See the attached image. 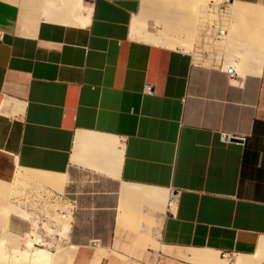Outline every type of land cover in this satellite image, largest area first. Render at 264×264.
Here are the masks:
<instances>
[{"label":"crops","instance_id":"obj_1","mask_svg":"<svg viewBox=\"0 0 264 264\" xmlns=\"http://www.w3.org/2000/svg\"><path fill=\"white\" fill-rule=\"evenodd\" d=\"M230 1L222 69L141 0H0V182L71 202L74 264H264V0Z\"/></svg>","mask_w":264,"mask_h":264},{"label":"rangeland","instance_id":"obj_2","mask_svg":"<svg viewBox=\"0 0 264 264\" xmlns=\"http://www.w3.org/2000/svg\"><path fill=\"white\" fill-rule=\"evenodd\" d=\"M142 3L143 0H141L140 9L136 18L141 19L142 17ZM230 3V0H208L205 5L204 20L201 23L198 22L199 24H195L193 27V34L191 32L187 33L183 31H166L165 27L162 24L157 23L152 17H146L145 19L146 30L156 34L159 38L166 35L169 38V41H171V44H167V42L164 43L160 39L158 44L184 50L193 54L196 61H200L208 66L212 65L220 67L221 61L223 64L224 55L227 54L229 50L227 47V33L229 27H231L230 23L232 20L228 13ZM136 18H134V20ZM253 26H257V28L260 27L262 31L264 29V26L259 23L254 24ZM133 27L134 30H139L138 33L141 36L146 34L144 27H139L138 25H133ZM221 29L224 30L222 38L214 44L213 41L210 40L211 33L213 34ZM206 32L210 34L207 35ZM204 36L208 37L206 42L203 41ZM137 37H139V39H144L140 36ZM182 40L187 44L189 43V47L177 44V42ZM242 49L243 48H240V50ZM198 50H201L202 52ZM239 60L243 59L239 57ZM227 63L228 61L225 62V64ZM223 66L226 68V65L223 64ZM20 169L21 168H15L9 179L2 178V180L7 181L5 185L10 187L12 193H16L17 195L14 194L13 196V194H10L9 197L7 196L3 200L7 206L9 205L7 210H4L3 206L0 207V239L3 240V245H7L8 243L11 248H14L15 245L14 249L20 252L25 251L27 254L26 257L29 261L34 257V248L46 250L48 253L46 259L50 261L40 259V262L41 260L43 261L40 264H74V256L71 249L68 248L69 242L67 239L72 221L71 212L73 207L71 202L66 198L61 199L62 195L60 193L55 194V192L46 184L39 183L36 180L30 181L27 176L22 177L19 176V174H17V177L15 178V174ZM33 239L35 240L31 242L30 246L26 245V241ZM172 249L187 250L183 248ZM214 253L220 258L229 260L235 256L231 254ZM17 254L18 253L11 252L10 257H16L15 259L19 257L18 259L20 261L21 256L19 254L18 256ZM45 260L47 261L46 263ZM34 261L37 262V260L31 262L35 263ZM190 262L193 264H199L193 261ZM37 264H39V262H37Z\"/></svg>","mask_w":264,"mask_h":264},{"label":"bare ground","instance_id":"obj_3","mask_svg":"<svg viewBox=\"0 0 264 264\" xmlns=\"http://www.w3.org/2000/svg\"><path fill=\"white\" fill-rule=\"evenodd\" d=\"M207 1L208 0H143L142 8H141V13H142V17L143 18L141 17V19H140V18H136L135 17L136 19L133 21L134 22L133 25H138L139 27L141 26V27L145 28V26H146V24H145L146 17H152V18L155 19V21L157 23L162 24L165 27L166 31H168V30L173 31V32H179V31L182 32L183 31V32H187L188 33V32H190L192 30V28L195 26V24H197L198 22H202L204 20V11H205V5H206ZM241 8H242V6H241ZM243 8H246V7H243ZM138 31H139L138 29L134 30V32H136V34L138 36H140V37H142V38H144L146 40L153 41L155 43H159V41L161 39L164 43L167 42V44H169V43L171 44V41H169V38L166 35L161 37V38H159L156 35L152 36V35H150L149 33L146 32L145 35L141 36L138 33ZM163 42H161V43H163ZM180 44H182V41L180 42ZM18 174H19V176H22V177L25 176V175L29 176L27 173L24 174L23 171L21 173L19 172ZM32 175H34V174H32ZM32 175H30V176L33 177ZM45 176H46V174H45ZM48 177H50V176H48ZM61 179H63V178L61 177ZM44 181H45V179H44ZM56 181L57 180H55V182ZM55 182H54L55 185L59 184L58 182H56V183ZM10 194H13L12 190L10 189V187H8L7 185H5V184L0 182V207L3 206L4 210H7V207L9 205L7 206V204H5L3 200L7 196L9 197ZM14 194L16 195V193H14ZM14 194H13V196H14ZM169 201H170V198L168 199V204H169ZM167 207H168V205H167ZM62 217L65 218L64 216H62ZM66 225H67V223H66ZM34 240L35 239L26 241L27 242L26 245L30 246L31 242H33ZM14 248H15V245H14ZM14 248L9 247L8 243H7V245L6 244L3 245V240L0 239V264H37V262H39V264H40L41 262H43L42 260L46 259V256H48L47 255L48 253L46 252V250L34 248V253H33L34 257H33V259L31 261L37 260V262L34 261L35 263H33V262L29 261L28 258L26 257L27 254H26L25 251L20 252V251L14 249ZM11 252L18 253L21 256L20 257V261L18 259L19 257L17 258L18 260L15 259L16 257H12V256L10 257ZM68 253H70V252H68ZM10 258H14V259H10ZM63 258H64V256H63ZM40 259H42L41 262H40ZM46 260H48V259H46ZM46 260H45V263L47 262ZM48 261H50V260H48ZM233 264H244V257L237 256L236 259L234 260Z\"/></svg>","mask_w":264,"mask_h":264},{"label":"built area","instance_id":"obj_4","mask_svg":"<svg viewBox=\"0 0 264 264\" xmlns=\"http://www.w3.org/2000/svg\"><path fill=\"white\" fill-rule=\"evenodd\" d=\"M223 31H224V30L221 29V30H219V31H216V32L213 33V34L211 33L210 40L213 41L214 44H215L216 42H218V41L222 38V33H223ZM217 33H218V34H217ZM206 34L209 35L210 33L206 32ZM2 35H3V32L0 30V40H1V38H2ZM207 40H208V37L204 36V37H203V41L206 42ZM198 51L202 52L201 50H198ZM203 51H205V50H203ZM220 65H221L220 67H221L222 69H224V68H223V64H222V61H221ZM233 67H234V66H233ZM227 72H228L229 74H231V75H234V73L232 72L231 69H229ZM144 92L147 93V94H151V93L153 92L152 85L149 84V83H146L145 86H144ZM232 139H236V140H239V141H241V142H244V141H245V138H244V137H235V138H232V136H228V135H225V134L222 136V140H223L225 143H229ZM173 198H174V195H171V197H170V201H169V205L172 204V202H173Z\"/></svg>","mask_w":264,"mask_h":264}]
</instances>
